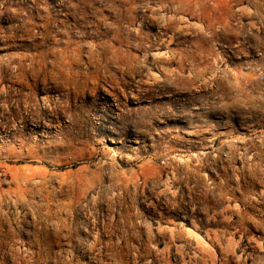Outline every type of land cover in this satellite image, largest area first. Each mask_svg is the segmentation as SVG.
Here are the masks:
<instances>
[{"label": "rangeland", "instance_id": "1", "mask_svg": "<svg viewBox=\"0 0 264 264\" xmlns=\"http://www.w3.org/2000/svg\"><path fill=\"white\" fill-rule=\"evenodd\" d=\"M0 264H264V0H0Z\"/></svg>", "mask_w": 264, "mask_h": 264}, {"label": "bare ground", "instance_id": "2", "mask_svg": "<svg viewBox=\"0 0 264 264\" xmlns=\"http://www.w3.org/2000/svg\"><path fill=\"white\" fill-rule=\"evenodd\" d=\"M182 17V16H181ZM252 23V22H251ZM104 55V54H103ZM162 55V54H161ZM171 58V57H170ZM20 82V81H19Z\"/></svg>", "mask_w": 264, "mask_h": 264}]
</instances>
